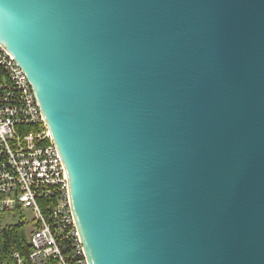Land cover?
Wrapping results in <instances>:
<instances>
[{
  "label": "water",
  "instance_id": "95a60500",
  "mask_svg": "<svg viewBox=\"0 0 264 264\" xmlns=\"http://www.w3.org/2000/svg\"><path fill=\"white\" fill-rule=\"evenodd\" d=\"M89 264H264V0H0Z\"/></svg>",
  "mask_w": 264,
  "mask_h": 264
},
{
  "label": "built area",
  "instance_id": "2783aa9c",
  "mask_svg": "<svg viewBox=\"0 0 264 264\" xmlns=\"http://www.w3.org/2000/svg\"><path fill=\"white\" fill-rule=\"evenodd\" d=\"M0 211L26 209L28 257L13 264H89L71 209L69 185L31 84L0 44Z\"/></svg>",
  "mask_w": 264,
  "mask_h": 264
},
{
  "label": "trees",
  "instance_id": "16d2710c",
  "mask_svg": "<svg viewBox=\"0 0 264 264\" xmlns=\"http://www.w3.org/2000/svg\"><path fill=\"white\" fill-rule=\"evenodd\" d=\"M4 73L0 68V80ZM26 223L16 221L0 228V264H13L14 253L28 257L30 246L26 239Z\"/></svg>",
  "mask_w": 264,
  "mask_h": 264
},
{
  "label": "rangeland",
  "instance_id": "374dc122",
  "mask_svg": "<svg viewBox=\"0 0 264 264\" xmlns=\"http://www.w3.org/2000/svg\"><path fill=\"white\" fill-rule=\"evenodd\" d=\"M31 214L28 210L22 209L21 211H0V228L8 225L10 223H14L16 221H25L27 219H31ZM29 227L26 226V231H28Z\"/></svg>",
  "mask_w": 264,
  "mask_h": 264
}]
</instances>
